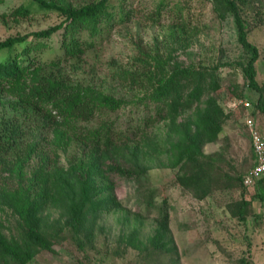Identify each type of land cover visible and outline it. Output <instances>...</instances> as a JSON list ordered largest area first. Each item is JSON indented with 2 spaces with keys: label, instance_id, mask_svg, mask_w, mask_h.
<instances>
[{
  "label": "rangeland",
  "instance_id": "obj_1",
  "mask_svg": "<svg viewBox=\"0 0 264 264\" xmlns=\"http://www.w3.org/2000/svg\"><path fill=\"white\" fill-rule=\"evenodd\" d=\"M50 1L80 7L93 0ZM237 3L249 41L260 52L257 80L264 86V0H237ZM111 5L120 16L124 15L123 22L118 16L113 27L104 28L94 38L83 32V39L94 42V46L82 58L65 61L62 76L72 83L92 86L130 102L115 113L103 115L125 128L136 123L139 108L132 102L139 93L115 80L113 75L118 68H132L140 48L173 53L174 61L184 67L216 68L221 88L212 96L228 119L217 141L203 148L205 154L217 155L212 191L200 199L178 182V177L189 168L164 167L160 161L165 156L154 157L149 164L152 169L142 180L115 179L120 207L92 216L78 240L61 210L45 209L43 224L54 237L53 250H40L29 264H264V201L259 197L258 186L245 185L254 165L246 121L254 117L264 130V113L259 109L247 110L242 105L243 101L255 105L260 94L248 87L242 64H247L249 55L239 43L233 16L222 17L215 5L205 0H112ZM22 6L34 12L24 18L13 16ZM62 21L58 13L43 11L31 0L0 2V40L46 30ZM60 34L42 42L31 38L28 45L36 47L35 55L44 62L62 59L65 54ZM1 100L5 103L3 113L8 117L19 113L9 107L19 97L3 93ZM192 113L187 112L180 120ZM22 118L27 129L36 132V141L51 159H57L56 150L59 163L67 166L74 155L81 153L77 142L66 150L57 149L44 117L22 115ZM151 132L164 141L168 129L165 123H160ZM38 162L39 158H35L31 167ZM166 214L169 232L156 246L151 240ZM2 215L6 235L20 237L18 217L8 208ZM132 236L139 248L131 245Z\"/></svg>",
  "mask_w": 264,
  "mask_h": 264
},
{
  "label": "trees",
  "instance_id": "obj_2",
  "mask_svg": "<svg viewBox=\"0 0 264 264\" xmlns=\"http://www.w3.org/2000/svg\"><path fill=\"white\" fill-rule=\"evenodd\" d=\"M31 1L43 11L58 13L63 21L46 30L0 40V264H29L40 250H53L54 237L45 229L42 217L49 207L65 214L66 224L78 240L93 217L120 207L115 179L142 180L152 169L149 164L154 157L165 156L160 161L164 167L189 168L178 177L179 184L200 199L206 198L212 191L217 155H207L203 148L217 141L228 119L212 96L221 88L216 68L184 67L174 61L173 53L140 48L132 68H118L113 75L139 93L132 102L139 108L136 123L118 127L103 115L115 113L130 102L92 86L72 83L62 76V69L65 61L82 58L94 46V42L83 39V32L92 38L100 36L104 28L114 26L118 16L123 22L124 15L114 11L112 0H93L80 7ZM205 1L213 3L222 17L233 16L239 43L249 55L247 64H242L248 87L260 94L252 110L264 113V86L257 80L260 52L249 41L237 0ZM33 12L22 6L12 15L24 18ZM58 33L64 58L40 60L29 40L42 42ZM3 93L19 97L9 107L21 117L19 113L9 117L3 113ZM189 111L193 113L180 120ZM22 115L44 117L57 149L66 150L77 142L81 153L67 166L59 163L56 150L57 159H51L36 141V132L27 129ZM160 123L168 129L164 141L151 132ZM253 157L252 169L256 165ZM35 158L39 162L31 167ZM239 180L244 185V180ZM258 187L264 201V183ZM5 208L18 217L20 237H8L4 232ZM163 219L151 240L156 246L169 232V215ZM136 242L132 236L131 245L139 248Z\"/></svg>",
  "mask_w": 264,
  "mask_h": 264
},
{
  "label": "built area",
  "instance_id": "obj_3",
  "mask_svg": "<svg viewBox=\"0 0 264 264\" xmlns=\"http://www.w3.org/2000/svg\"><path fill=\"white\" fill-rule=\"evenodd\" d=\"M242 105L247 110H252L253 105L249 101H243ZM246 125L250 132V139L255 156V167L248 173L245 179V185L249 187L258 186L264 183V130L254 117H249ZM262 226L264 228V216L262 217Z\"/></svg>",
  "mask_w": 264,
  "mask_h": 264
}]
</instances>
